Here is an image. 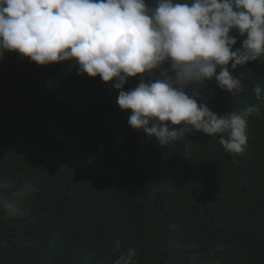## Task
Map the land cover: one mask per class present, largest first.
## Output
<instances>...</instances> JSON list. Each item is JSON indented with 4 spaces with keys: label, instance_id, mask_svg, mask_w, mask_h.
Returning a JSON list of instances; mask_svg holds the SVG:
<instances>
[{
    "label": "trees",
    "instance_id": "16d2710c",
    "mask_svg": "<svg viewBox=\"0 0 264 264\" xmlns=\"http://www.w3.org/2000/svg\"><path fill=\"white\" fill-rule=\"evenodd\" d=\"M228 67L243 94L215 79L199 89L221 115L260 103L252 88L264 83V56ZM119 91L71 60L0 58V179L38 189L23 215L0 212V264H113L129 248L138 264H189L193 255L198 264H264L263 104L249 118L246 150L231 155L219 135L195 130L158 145L128 124Z\"/></svg>",
    "mask_w": 264,
    "mask_h": 264
},
{
    "label": "clouds",
    "instance_id": "9594fccd",
    "mask_svg": "<svg viewBox=\"0 0 264 264\" xmlns=\"http://www.w3.org/2000/svg\"><path fill=\"white\" fill-rule=\"evenodd\" d=\"M237 35L242 46L234 48ZM6 51L38 65L71 60L80 74L100 77L120 90L117 104L131 110L128 124L160 146L195 130L219 135L226 153L242 154L249 118L259 117L264 104V83L252 88L260 103L223 115L199 91L215 79L234 96L245 92L228 66L234 71L264 56V0H154L151 6L147 0H0V58ZM129 78L140 82L123 91ZM36 191L0 179V212L23 215ZM198 261L193 255L189 264ZM113 264H138L136 249Z\"/></svg>",
    "mask_w": 264,
    "mask_h": 264
},
{
    "label": "water",
    "instance_id": "95a60500",
    "mask_svg": "<svg viewBox=\"0 0 264 264\" xmlns=\"http://www.w3.org/2000/svg\"><path fill=\"white\" fill-rule=\"evenodd\" d=\"M263 106H264V104H263Z\"/></svg>",
    "mask_w": 264,
    "mask_h": 264
}]
</instances>
